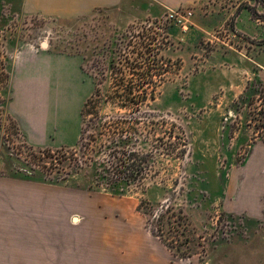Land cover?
<instances>
[{
    "label": "rangeland",
    "instance_id": "obj_1",
    "mask_svg": "<svg viewBox=\"0 0 264 264\" xmlns=\"http://www.w3.org/2000/svg\"><path fill=\"white\" fill-rule=\"evenodd\" d=\"M13 4L0 0V230L15 229L8 222L17 218L43 221L52 214L54 219L66 218L64 264H80L82 252L74 241L88 242L86 249L92 251L89 241L95 239L94 227H105L111 221L129 222L144 232L158 234L177 255L198 253L181 258L185 262L264 264V217L225 210L226 204L242 202L238 195L248 179L244 168L253 147L264 136V126L258 122L264 90L253 104H236L252 84L261 82L257 74L264 68V0H200L189 8L171 9L151 0H124L120 8L69 21L25 15ZM189 12L192 16H186L183 24L169 19L171 13ZM242 13L252 16L245 32H239ZM252 37L257 39L255 43ZM145 41L151 43V55L159 53L150 59L161 68L150 75L161 82L156 101L141 109L147 119L140 126L141 151L156 156L142 186L120 194L75 189L73 186L83 181L80 176L68 185L26 180L27 169L37 170L33 163L48 167L53 161L31 156L39 154L26 148L30 144L7 113L12 97L10 77L24 53L72 58L47 64L49 68L53 64L58 72L56 91L47 93L51 95L52 138L48 146L33 147L56 151L65 143L68 148L76 147L81 111L94 91V76L102 95L122 91L109 86V61L117 63L115 79L148 76L147 71L133 72L127 66L134 60L148 64V56L133 54L148 50ZM145 90L150 93L152 88ZM104 113L121 117L130 111L109 106ZM63 165L65 169L66 162ZM61 166L55 164L52 174ZM142 201L146 203L140 213ZM47 202L53 206L42 214L39 210L37 218L34 203ZM92 219H99L101 225H88ZM83 223L87 224L84 232L77 228ZM82 260L95 264L91 257Z\"/></svg>",
    "mask_w": 264,
    "mask_h": 264
},
{
    "label": "crops",
    "instance_id": "obj_2",
    "mask_svg": "<svg viewBox=\"0 0 264 264\" xmlns=\"http://www.w3.org/2000/svg\"><path fill=\"white\" fill-rule=\"evenodd\" d=\"M10 1L14 2V7L19 8V11L25 15L46 20L66 21L80 19L99 10L117 9L124 3V0ZM151 1L165 9H171L189 8L195 6L200 0ZM235 10H238V7ZM242 17L244 19L240 22L239 32L245 30L246 24L250 23L252 18L245 13H242ZM250 40L255 43L257 39L252 37ZM63 59L70 61L72 58L47 52L39 54L26 51L15 67L14 76L10 77L12 97L6 106L7 113L18 124L26 142L32 146L50 145L48 140L52 138L53 118L48 99L51 95L48 97L47 93L52 89L56 91L55 82L58 72L54 71L53 64L50 68L47 64ZM260 70L257 77L264 84V68ZM40 107L43 111L39 110ZM64 146L66 147V143ZM244 172L248 179L242 181L241 193L238 195V200L240 199L242 202H231L228 206L226 204L225 210L228 213H244L251 218L261 219L264 217V142L255 144ZM246 200L248 204L245 203ZM34 204L36 205L34 210L36 217L40 211L41 214L48 212L53 206L52 202ZM51 216L50 219H42L43 221H40L38 217L35 220L33 218H17L16 221H10L14 224L5 223L6 226L8 224V226L16 227L15 229L10 227L0 230V264H64L66 218L54 219L53 214ZM98 222L101 221L92 219L89 220L88 225L92 226L95 223L98 226L101 225ZM85 225L87 224H79L77 228L84 232L86 231ZM141 229L142 227H135L129 222L114 221L105 227L100 226L98 229L94 227L95 239L89 241L92 251L90 249L88 252L86 249L88 242L85 244L81 240L74 241L78 244L79 252H82L79 253L80 264H84L82 259L86 257L93 258L95 264H197L193 260L185 262L175 257L160 239ZM81 235L79 233V236Z\"/></svg>",
    "mask_w": 264,
    "mask_h": 264
},
{
    "label": "trees",
    "instance_id": "obj_3",
    "mask_svg": "<svg viewBox=\"0 0 264 264\" xmlns=\"http://www.w3.org/2000/svg\"><path fill=\"white\" fill-rule=\"evenodd\" d=\"M146 40H148L147 37ZM150 46L151 43H146L145 41L144 48L148 50H145V52L133 51V54H137L138 57L148 56V58L146 57L149 61L148 64H140L137 60L127 64L130 71H147L146 74L148 76L146 77L130 80L115 79L113 73H117V63L111 60L106 65L107 71L112 73V75L110 74V77L107 78L110 88L122 89V91H108V93L102 95L101 90L98 88L99 82L97 76H94V91L84 103L81 111L82 123L80 137L76 147L68 148L66 146L56 151L50 148L36 149L30 145L26 147L31 152L36 150L37 154H39L37 157L31 154L34 159L44 161V158H48L53 161L48 167L47 165H42V163H33L34 166L37 167V170L33 168L27 169L29 175L25 177L26 180L68 185L73 178L80 176V178H83V181L81 183L77 182V184L73 186L75 189L90 192H96L102 189L110 192H119L120 194L129 193V191H133L135 188L142 186L147 178V171L152 169L155 165L156 156L152 153H143L141 151L143 149L139 138L141 135L140 126L147 120L145 117L146 115H143L141 109L149 104V102L156 101V92L161 82L155 81L150 75V72L161 68L158 62L150 59V57L159 55V53L151 55ZM7 80L9 82V77ZM145 87L152 88V91L148 93ZM263 90L264 85L262 82L252 84L245 94L236 102L237 106L246 103L253 104L254 98L260 94V92H263ZM109 106L118 107L122 110L130 111V113L127 116L121 117L108 115L104 113V110ZM258 114L262 118L258 119V122L262 123L261 126L263 127L264 108ZM10 121L19 130L16 121L11 117ZM121 124H130L131 127L122 129L120 127ZM90 131L94 134L91 136L86 135L87 132ZM156 136L157 135H155V137ZM260 138L258 140L264 142V136ZM65 162L66 171L62 168ZM31 163L27 161L28 165ZM55 164L62 166L57 169L56 174H52L57 168L53 167ZM44 168L46 169L45 171L41 170ZM145 203L146 202L142 201L138 207L140 213L143 212L142 207ZM229 216L233 217V215ZM162 217L163 215H161L159 219ZM154 235L161 240L175 257L185 259L192 258L198 254L183 253L177 255L172 252L171 246L168 245L161 236L155 233Z\"/></svg>",
    "mask_w": 264,
    "mask_h": 264
},
{
    "label": "built area",
    "instance_id": "obj_4",
    "mask_svg": "<svg viewBox=\"0 0 264 264\" xmlns=\"http://www.w3.org/2000/svg\"><path fill=\"white\" fill-rule=\"evenodd\" d=\"M186 16L191 17L192 16L191 12L187 13V15H181L179 13H171L169 15V19L173 21L175 24H183V22L187 20Z\"/></svg>",
    "mask_w": 264,
    "mask_h": 264
},
{
    "label": "water",
    "instance_id": "obj_5",
    "mask_svg": "<svg viewBox=\"0 0 264 264\" xmlns=\"http://www.w3.org/2000/svg\"><path fill=\"white\" fill-rule=\"evenodd\" d=\"M44 45V44H43Z\"/></svg>",
    "mask_w": 264,
    "mask_h": 264
}]
</instances>
